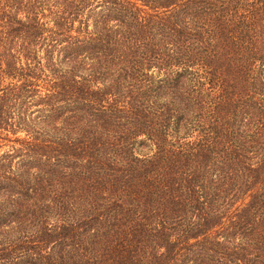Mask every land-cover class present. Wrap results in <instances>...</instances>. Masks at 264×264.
<instances>
[{
	"label": "trees",
	"instance_id": "16d2710c",
	"mask_svg": "<svg viewBox=\"0 0 264 264\" xmlns=\"http://www.w3.org/2000/svg\"><path fill=\"white\" fill-rule=\"evenodd\" d=\"M0 264H264V0H0Z\"/></svg>",
	"mask_w": 264,
	"mask_h": 264
},
{
	"label": "rangeland",
	"instance_id": "374dc122",
	"mask_svg": "<svg viewBox=\"0 0 264 264\" xmlns=\"http://www.w3.org/2000/svg\"><path fill=\"white\" fill-rule=\"evenodd\" d=\"M149 151V147H141L139 150L136 149V152L139 153H147Z\"/></svg>",
	"mask_w": 264,
	"mask_h": 264
}]
</instances>
